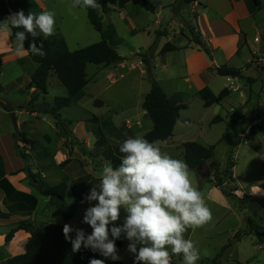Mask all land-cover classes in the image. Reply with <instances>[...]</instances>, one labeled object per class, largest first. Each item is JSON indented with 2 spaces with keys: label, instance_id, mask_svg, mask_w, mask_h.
<instances>
[{
  "label": "crops",
  "instance_id": "1",
  "mask_svg": "<svg viewBox=\"0 0 264 264\" xmlns=\"http://www.w3.org/2000/svg\"><path fill=\"white\" fill-rule=\"evenodd\" d=\"M112 1L96 0L99 5L104 3L112 8V12L102 15L101 39L106 40L117 51L127 44V41L129 43L130 40L138 37L141 45L132 49L133 56L145 54L152 47L154 70L159 68L160 71L168 72L161 79H157L154 72V79L167 98L178 94L181 103L185 106L179 112V119L175 123L172 136L164 142L173 143L178 125L185 128L192 125L194 121L186 118L184 114L188 112L186 104L194 98L202 111L215 109L213 113L215 115L212 116L219 117L218 122L226 124L227 139H238L239 135L247 134L249 127L257 123L262 125L264 130V64L256 66L257 55L264 50V44L260 45L259 39V34L264 33L263 25L259 23V15L264 9L263 0H260V8H257L252 0H192L190 3L182 0H147V3L154 8V13L146 11L140 1H131L122 9H118ZM4 3L9 16L19 10H23L25 15L29 12L39 14L49 10L61 21L66 18L65 24L69 26L64 24L63 27L61 22L56 23L53 36L61 37L69 50L71 49L66 36L69 35L78 42L82 39V33L87 31L88 21L82 14V9L74 8L69 11L72 0H4ZM59 10L64 11V16ZM96 11L100 13L101 8H97ZM8 35L7 32H0V77L9 65H15L21 75L11 79L9 85H0V264H7L10 258L24 252L29 236L23 231H16L9 243H5V237L12 229L26 220L35 226H41L35 222L45 210L39 213L42 196L37 193L34 182L53 186L43 180L46 170L70 169L72 179L70 183H66L68 192L73 191L71 193L76 194L82 190L86 195L89 189L85 184L81 185V182L88 175L84 168L92 164L91 157L88 158L86 153L92 152L96 142L92 141L90 134L94 137V132L100 131L105 138L106 147H113L118 154H121L119 145L126 138L144 136L152 128L151 119L142 109V102L150 85L147 77H144L146 69L139 58L132 60V64L122 61L108 66H98L101 67L100 71L108 70V73L104 77L103 74H97L96 77L100 76V80H94L90 88L92 83L87 76L88 84L83 90L84 96L80 101L66 108L75 107L80 113L86 112V115L76 119L74 126L73 121L60 116L61 123L65 127L63 132L57 128L53 118L50 117V121L47 122L45 118L48 116L39 119V113L32 107L19 108L29 102L30 96L35 95L34 89L25 90V88L36 69V64L26 52L23 56L16 54L15 45L9 42ZM30 38L33 40L37 37L30 36ZM196 38L202 42L200 47L193 41ZM255 39L258 42H255ZM166 43H170L177 50L159 54ZM202 47L209 50L211 58L201 50ZM221 66L239 69L242 78L216 75L214 69ZM88 67L89 65L86 66V75ZM125 70L140 71L138 83H135L139 93L136 102L117 104L102 97V92L111 85H117L119 81L124 80L127 75L123 73ZM111 76L113 79H110ZM21 77H24L22 85L16 87L15 83L21 80ZM52 78L53 74H50L48 79ZM244 78L251 79L252 83H248ZM164 85L166 88L171 87L170 93L165 91ZM7 88L24 90L25 101L12 102L8 105V100L5 98ZM224 89L228 91L227 97L219 104L204 107L210 96H217ZM236 92H240L242 102L229 103L231 95ZM65 96L66 94L62 97ZM95 101L99 102V105H95ZM38 102L37 100L34 105H38ZM23 114L45 123L54 132L57 140L54 141L40 130L32 129L34 135L32 133L27 135L21 131L25 123L18 121V117ZM246 118H249L251 123L245 125ZM66 129L69 130V138L83 144L86 150L78 153L75 149L66 148L67 138L62 135L66 133ZM15 131L23 133L26 139L34 142V145L16 142L20 152L26 156L25 161L19 158L15 151L13 140ZM256 135H259V152L264 154V134ZM98 152L96 155L100 157ZM67 160L68 163L63 167L61 164ZM28 174L34 179H30ZM89 180L100 179L89 175ZM213 187L219 190L214 184ZM46 199L43 203L47 207H56L50 205L49 199Z\"/></svg>",
  "mask_w": 264,
  "mask_h": 264
},
{
  "label": "rangeland",
  "instance_id": "2",
  "mask_svg": "<svg viewBox=\"0 0 264 264\" xmlns=\"http://www.w3.org/2000/svg\"><path fill=\"white\" fill-rule=\"evenodd\" d=\"M59 11H62V16H64V11ZM82 14L86 16L83 9ZM65 20L66 18L63 21H61L59 17L55 18L56 23L61 22L60 24H63V27L67 25L65 24ZM259 20V23L263 25L262 28L264 30V9L259 15ZM86 27L87 31L82 33V39L78 42H76L74 38L69 37V35L66 36L68 41L67 43L69 45V48L71 49L70 51L85 48L101 40L100 34L94 31L88 22ZM263 34L264 33H262L261 35L259 34L260 45L264 44ZM8 39L11 43L14 40L13 37L10 36V34L8 35ZM126 43L127 44L123 45L121 48L115 51L120 56L125 58L124 61H126L127 64H132V60L138 59L139 57L133 56L134 53L131 51L132 49H136L137 47H139L141 45V42L138 40V37H136L130 40L129 43L128 41ZM261 54H264V50H261V52L256 55L258 57ZM256 66L259 65H257L256 63ZM17 70L18 69L15 67V65H9L0 77V85H9L11 79L16 76H20L21 74L18 73ZM100 70L101 67L89 64L87 76L92 83L89 88L93 86L94 80H100V76L96 77L97 74H103L102 77H104L108 73V70ZM139 72V70H133L129 72L125 70L123 73H126L127 75L124 80L119 81L117 85H111L109 89L102 92V97L107 100H113L114 103L117 104L131 101L135 103L139 98V93L137 91L136 85L138 83ZM154 72L156 73L157 79L164 78L165 75L168 74L167 71H160L159 68L153 70V73ZM144 77H147V74ZM23 79L24 77H21V80L15 83V86L18 87L19 85H22L21 82L23 81ZM148 80L149 78L147 77V81ZM107 83L109 84L110 82H108L107 80ZM164 89L168 93H170L172 90L171 87L166 88L165 85ZM5 94V98H7L8 100V105L12 102L18 103L25 101L26 98L25 91H17L16 88H7L5 90ZM65 94V88L53 74V78L48 79L47 81V95H40L37 100L39 101V104L44 103L46 107L51 108L54 106V99L56 97H62ZM228 102L241 103L242 98H240V92H236L231 95ZM186 105L188 108V112L185 113L184 116L194 121L193 123H191L192 125L187 126L186 128L178 125L175 131L174 140L172 141L173 143H157L162 151L167 152L173 158L182 160L181 141L182 143L194 142L202 146H211L219 142L214 152V162L218 164V167H216L215 170H213L214 168H212L209 176L207 177H201L199 175V172L191 171L193 184L197 186L198 189L202 192L205 201L212 212V220L207 225L196 228L195 230L189 229L185 234L186 238L196 242L197 247L201 251V259L198 261V264H235L236 262H239L241 264H264V241L259 243L257 237L259 234H262L264 239V220H259V218H264V191H262L258 187L259 184L264 183V154L259 152V135H256L259 133H257V130L255 129V127L259 126V123L251 125V127H249V129L247 130L248 133L245 134V142H238V139L235 138L234 140H221L222 135L226 131V124H221L219 122L211 124V120L215 115L213 114L215 112V109L202 111L195 98L193 100H190ZM24 107L27 108V104L19 106V108ZM66 108L61 109V112H59V114L63 118L68 119L69 121H73V126L76 119H81L86 115V112L80 113V111L75 109V107H70L69 109ZM45 116L48 115L39 114V119ZM48 117L45 118L47 122L50 121V116ZM18 121H23V123H25L22 125L21 131H23L27 135H29L30 133L34 135V130L32 129H36L45 132L54 141L57 140L55 138L54 132L45 123L39 122L34 117L23 114L22 116L18 117ZM248 123H251L250 119L246 118L245 125H247ZM32 125H34V127ZM61 131L63 132V130ZM99 132L95 131L94 137L92 134H90V138L92 139V141H96L95 139L99 138ZM107 132L108 129L106 131V134ZM62 135L67 138L65 142V146L67 149H75L78 153H82L84 150H86L83 144H79L75 139L69 138V130L66 129V133H62ZM91 146L93 148V144ZM105 148L101 149L97 147L96 149H93L92 152L88 151L89 153H86V156L88 158L91 157L90 159L92 160V164H89L84 168L85 172L88 175L87 177L83 178V180L81 179V185L85 184L89 190L91 189V187H93V185H98L100 182V180L90 181L89 175L100 179L102 166L106 162V160L101 155L102 151ZM97 152L101 155L100 157L96 155ZM229 152H232L231 161L235 164L234 168L232 169L231 177L222 176L221 174L226 167L227 155ZM32 160L35 161L36 159ZM71 173L72 171H70V169L60 170L55 168L52 170H46L44 172L45 178L43 180L47 184L52 185L60 182L70 183V179H72ZM203 178H209L208 180L210 182L203 181ZM220 180L223 181V185H225L226 187L232 190H236L234 193L239 199L238 207L241 209V212H238L232 200L222 195L219 190L217 191L214 189L213 184L216 185V183ZM89 190L87 191V194H89ZM71 192L73 193V191ZM71 192H68L66 196V202L67 204L72 205L75 211L73 218H71L67 222H63L61 220L58 208L47 207L46 204L43 203L47 199L42 197L40 198L41 204L39 205L38 209L39 213L43 210L45 211L44 214H42L41 216L39 215L40 217L38 218V220H36L35 223L37 225L52 223L62 226L65 223H70L74 228H82L86 232V234H90L92 231L91 227L82 222L84 213L87 207L90 206L87 202L81 203L84 196H86L87 194L84 195L85 193L82 192V190H80L76 194H72ZM92 203L95 204L96 202ZM43 205L45 206V208H43ZM125 215L126 213L121 210L120 220L115 222L116 226L122 225ZM247 216L248 220L245 219ZM249 226L252 228V231L249 235L243 236L239 240H233V237L238 232L247 230ZM109 227H111V225ZM71 235L74 238L75 232H73ZM228 242L232 243L231 247L226 251L222 258H219L213 262L212 259ZM115 243L116 246L119 244L118 255L120 256V259L115 261H120L122 264H134V254L130 253L127 250V246L130 242L122 235V237L120 239H117ZM96 253L101 260L105 261V264H113L115 262L109 258L101 256L99 252ZM172 264H182V257L173 256Z\"/></svg>",
  "mask_w": 264,
  "mask_h": 264
},
{
  "label": "clouds",
  "instance_id": "3",
  "mask_svg": "<svg viewBox=\"0 0 264 264\" xmlns=\"http://www.w3.org/2000/svg\"><path fill=\"white\" fill-rule=\"evenodd\" d=\"M77 7L87 10L101 6L96 0H72L69 11ZM13 28L23 30L13 34ZM55 30V13L49 10L27 15L19 10L0 21V32L14 36L15 52L19 56L25 52L45 56L43 41L53 36ZM29 35L43 40L37 46L33 39L25 49ZM119 152L122 155L118 166L106 161L99 184L93 185L81 201L90 205L82 222L91 227V233L86 234L70 223L63 225L64 238L70 241L72 251L78 252L83 247L113 261L119 260L115 241L123 235L130 242L127 250L134 254V264H172L173 256L182 257V264H198L201 251L185 234L189 229L207 225L212 212L202 192L193 184L187 163L140 135L126 138L119 145ZM121 210L126 215L122 225L116 226ZM89 264H105V261L93 258Z\"/></svg>",
  "mask_w": 264,
  "mask_h": 264
},
{
  "label": "trees",
  "instance_id": "4",
  "mask_svg": "<svg viewBox=\"0 0 264 264\" xmlns=\"http://www.w3.org/2000/svg\"><path fill=\"white\" fill-rule=\"evenodd\" d=\"M131 1H140L146 11L154 13V8L147 3V0H113L112 4H115L118 9H122L125 5ZM185 3H190L192 0H182ZM257 8H260V0H252ZM101 12H97L96 9L88 8L84 10L89 25L94 31L102 34V15L112 12V8L106 4H100ZM80 8V7H77ZM9 17V13L6 9L4 0H0V20L3 21ZM23 29H12L14 34L16 31ZM191 35L194 33L190 31ZM14 39V36H12ZM42 37H37L35 43L40 45ZM32 41L30 36L24 42V48L27 49L29 43ZM197 46H201L202 42L196 38L193 40ZM44 43V51L46 55L34 56L30 52H26L28 57L36 64V69L30 77V81L25 90L34 89L35 95L30 96V100L27 103L28 108H33L37 98L47 95V80L50 74H54L61 85L65 88V97H56L54 99V106L48 108L44 103L34 106V110L39 114L48 115L56 121L57 128L64 130L60 120L59 112L61 109L69 107L73 103H77L84 96L83 90L88 84L86 75V66L91 64L94 66H108L111 64L119 63L125 60L120 56L115 49L106 40L101 39L99 42L89 45L85 48L70 51L67 48L65 41L59 36H50ZM177 49L170 43H166L161 49L159 54H165L168 52L176 51ZM201 50L211 58L210 52L206 47H202ZM152 47L147 50L145 54H137L141 63L145 66L147 77L149 78L150 89L145 95L142 102V109L146 112L147 116L151 119L152 128L143 136L150 142H164L170 139L173 133V129L176 121L179 119V112L185 108L181 103V98L178 94L167 98L163 90L153 77V60L154 55L152 53ZM216 75L220 77L229 78H242L241 71L239 69L230 68L227 66H221L214 69ZM248 83H252L249 78H244ZM228 91L222 90L217 96H210L204 103V107H209L213 104H219L225 97H227ZM95 105H99V102H94ZM33 105V106H32ZM8 111V110H7ZM220 121L219 117H214L211 120V124ZM257 133H263L262 125L255 127ZM99 138L96 140L94 146L96 149L105 148V138L99 132ZM227 131L222 135L221 140L227 139ZM13 140L15 142L14 148L19 157L26 160V156L20 152L16 142H21L25 145H34V142L25 138L23 133L15 131L13 134ZM219 143V142H218ZM218 143L211 146L204 147L194 142H184L181 144L182 159L185 161L191 171L199 172L203 162L211 163L214 161V152ZM101 155L106 161H111L113 166H118L122 154H118L113 147H106ZM232 152L227 155V163L225 169L222 171V176H230L235 164L231 161ZM69 160L61 164L63 167ZM264 166V164H263ZM215 170V168L213 169ZM30 179H34L31 174H28ZM209 179V178H208ZM208 179L203 178L205 182H210ZM37 193L45 198L49 199L50 205H55L59 210L61 220L67 222L73 218L75 211L72 205L67 204L66 196L68 193V187L65 182H60L53 186H47L42 182H34ZM222 195L229 198L234 202L235 208L238 212L241 209L238 207L239 199L234 194V190L223 185V181L220 180L215 185ZM259 189L264 191V183L260 184ZM248 220V216L245 218ZM263 221L264 218H259ZM63 226L59 224H44L41 226H35L30 221L26 220L19 223L14 229H12L5 237V243H9L13 234L16 231H23L29 237L24 247L22 254L16 255L10 258L7 264H89V261L93 258L100 259L96 252L91 249L81 248L78 252L72 251V245L70 241H66L63 235ZM252 228L249 226L247 230L238 232L233 240H239L243 236H247L251 233ZM259 242H263V235L259 234ZM232 243L228 242L224 245L212 261H216L222 258L226 251L231 247ZM119 249V244L117 245ZM113 264H122L120 261H115ZM235 264H241L236 262Z\"/></svg>",
  "mask_w": 264,
  "mask_h": 264
},
{
  "label": "water",
  "instance_id": "5",
  "mask_svg": "<svg viewBox=\"0 0 264 264\" xmlns=\"http://www.w3.org/2000/svg\"><path fill=\"white\" fill-rule=\"evenodd\" d=\"M216 167H218V164L214 161L211 163L203 162L201 165V170L199 171V175L201 177H207L209 176L211 169Z\"/></svg>",
  "mask_w": 264,
  "mask_h": 264
},
{
  "label": "built area",
  "instance_id": "6",
  "mask_svg": "<svg viewBox=\"0 0 264 264\" xmlns=\"http://www.w3.org/2000/svg\"><path fill=\"white\" fill-rule=\"evenodd\" d=\"M254 41L257 42L258 40L255 39ZM256 63H257V65H261V66L264 64V54H261V55H259V56L257 57V62H256ZM110 79H113V77L111 76ZM245 137H246L245 134L239 135V136L237 137V138H238V142H242V141H244ZM244 142H245V141H244Z\"/></svg>",
  "mask_w": 264,
  "mask_h": 264
}]
</instances>
